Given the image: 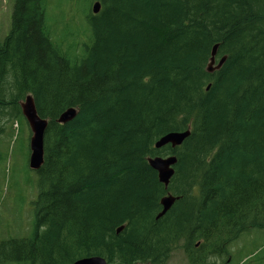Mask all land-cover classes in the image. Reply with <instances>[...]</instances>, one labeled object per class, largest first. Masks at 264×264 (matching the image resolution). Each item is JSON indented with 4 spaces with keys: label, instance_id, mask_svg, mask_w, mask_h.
I'll use <instances>...</instances> for the list:
<instances>
[{
    "label": "trees",
    "instance_id": "1",
    "mask_svg": "<svg viewBox=\"0 0 264 264\" xmlns=\"http://www.w3.org/2000/svg\"><path fill=\"white\" fill-rule=\"evenodd\" d=\"M81 1L85 40L79 28L54 38L50 0H14L0 43V135L27 95L49 120L31 235L0 242L18 251L2 259L166 264L181 242L191 264L224 256L264 229V0H96L97 14ZM216 44L227 60L209 72ZM173 154L165 187L148 158Z\"/></svg>",
    "mask_w": 264,
    "mask_h": 264
},
{
    "label": "rangeland",
    "instance_id": "2",
    "mask_svg": "<svg viewBox=\"0 0 264 264\" xmlns=\"http://www.w3.org/2000/svg\"><path fill=\"white\" fill-rule=\"evenodd\" d=\"M96 0H89L90 8ZM50 0V13L54 38L62 37L65 29L80 32L77 40L87 38L86 18L82 14L81 0ZM14 0H0V43L9 33ZM88 5V4H87ZM59 6V7H58ZM91 10V9H90ZM92 12V11H91ZM23 98L20 102L24 101ZM6 132L0 135V242L13 238H27L31 235L36 214L39 192V174L29 166L30 140L32 130L26 118L20 122H7ZM227 253L222 257H212L207 263L226 262L230 264H264V229L249 228L229 243ZM172 252L166 264H191L187 258L184 242ZM0 252V264H19L13 258L17 250Z\"/></svg>",
    "mask_w": 264,
    "mask_h": 264
},
{
    "label": "water",
    "instance_id": "3",
    "mask_svg": "<svg viewBox=\"0 0 264 264\" xmlns=\"http://www.w3.org/2000/svg\"><path fill=\"white\" fill-rule=\"evenodd\" d=\"M92 14H97L101 11V3L100 1H96L92 4ZM219 44H216L212 50L211 61L208 66L209 72H213L215 70L218 71L223 64L226 62L227 57L223 56L218 63H216V55L218 51ZM211 84L207 86V90H209ZM35 99L33 95H27L24 101L20 102L23 116L26 118L29 126L32 130V137L30 140V158H29V166L31 169L38 171L44 164V138L47 126L49 125V120L43 118L39 115ZM78 110L75 107H70L60 113V116L57 118V122L61 124H66L71 122L78 114ZM191 130L190 128L185 131H174L169 132L161 136L157 142L155 143V148H162L167 145H170L172 148H176L184 143V141L190 136ZM148 162L150 166L156 170L158 173V177L160 182L168 187L171 179L175 174V166L178 162V158L176 155H167V156H153L148 158ZM176 197L172 196V194H168L163 196L161 200V204L163 206L162 211L158 214V218L164 216L175 203ZM123 227L118 228V232H120ZM71 264H113L109 263L105 258L101 256H86L79 258L72 262Z\"/></svg>",
    "mask_w": 264,
    "mask_h": 264
},
{
    "label": "flooded vegetation",
    "instance_id": "4",
    "mask_svg": "<svg viewBox=\"0 0 264 264\" xmlns=\"http://www.w3.org/2000/svg\"><path fill=\"white\" fill-rule=\"evenodd\" d=\"M208 264H218L217 262H211V263H208ZM219 264H230V259H228L226 262H221Z\"/></svg>",
    "mask_w": 264,
    "mask_h": 264
}]
</instances>
